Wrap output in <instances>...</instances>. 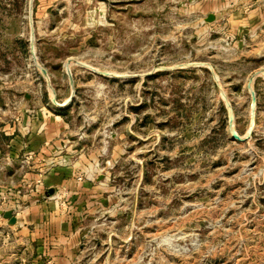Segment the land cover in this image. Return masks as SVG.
I'll use <instances>...</instances> for the list:
<instances>
[{
    "label": "rangeland",
    "instance_id": "374dc122",
    "mask_svg": "<svg viewBox=\"0 0 264 264\" xmlns=\"http://www.w3.org/2000/svg\"><path fill=\"white\" fill-rule=\"evenodd\" d=\"M236 1L0 0V128L40 93L104 144L76 264H264V0Z\"/></svg>",
    "mask_w": 264,
    "mask_h": 264
},
{
    "label": "crops",
    "instance_id": "0c3cea01",
    "mask_svg": "<svg viewBox=\"0 0 264 264\" xmlns=\"http://www.w3.org/2000/svg\"><path fill=\"white\" fill-rule=\"evenodd\" d=\"M232 19L241 25L239 15ZM25 97L19 121L0 128V196L9 202L0 209L16 218L11 225L0 216V264H76L79 217L105 185L97 168L104 144L92 142L88 123L72 110L50 109L40 93Z\"/></svg>",
    "mask_w": 264,
    "mask_h": 264
},
{
    "label": "water",
    "instance_id": "95a60500",
    "mask_svg": "<svg viewBox=\"0 0 264 264\" xmlns=\"http://www.w3.org/2000/svg\"><path fill=\"white\" fill-rule=\"evenodd\" d=\"M214 19V16L212 14H208L205 18L207 22H210ZM252 105H254V98H252ZM252 120V117H251ZM0 215L7 220L8 224H14L16 221L15 216L13 215L12 210H1L0 209Z\"/></svg>",
    "mask_w": 264,
    "mask_h": 264
},
{
    "label": "built area",
    "instance_id": "2783aa9c",
    "mask_svg": "<svg viewBox=\"0 0 264 264\" xmlns=\"http://www.w3.org/2000/svg\"><path fill=\"white\" fill-rule=\"evenodd\" d=\"M15 210V208H13Z\"/></svg>",
    "mask_w": 264,
    "mask_h": 264
}]
</instances>
